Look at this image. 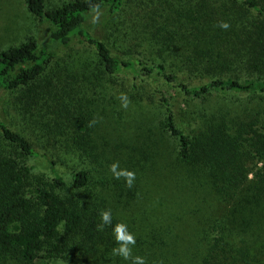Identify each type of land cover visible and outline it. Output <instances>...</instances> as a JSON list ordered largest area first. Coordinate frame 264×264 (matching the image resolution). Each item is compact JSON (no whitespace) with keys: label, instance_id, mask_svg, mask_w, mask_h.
Here are the masks:
<instances>
[{"label":"trees","instance_id":"16d2710c","mask_svg":"<svg viewBox=\"0 0 264 264\" xmlns=\"http://www.w3.org/2000/svg\"><path fill=\"white\" fill-rule=\"evenodd\" d=\"M130 1L66 0L49 8L46 0H25L48 24L47 35L0 52V90L15 95L20 112L36 115L54 144L100 168L97 175L86 166L71 169L68 183L31 135L0 117V264H133L112 254L122 243L114 235L118 224L135 238L131 256L145 264H264V120L223 119L189 132L177 122L161 82L193 98L223 92L264 100V0H223L224 14L193 24L192 41L182 33L190 43L177 48L186 55L171 61L161 55L125 58L99 30L110 27ZM77 43L92 47L94 69L87 62L75 70L62 65V53ZM86 70L105 90V79L114 76L153 77L166 110L163 137H138L153 153L134 141L127 152L110 151L107 139L99 146L95 110L68 92L80 83L67 76ZM38 156L51 175L35 173L30 160ZM113 165L134 173L130 187L127 177L116 178ZM155 188L160 196L153 198ZM176 199L183 210L182 203L191 202L189 217L171 214L169 202ZM105 211L110 224L102 220Z\"/></svg>","mask_w":264,"mask_h":264},{"label":"rangeland","instance_id":"374dc122","mask_svg":"<svg viewBox=\"0 0 264 264\" xmlns=\"http://www.w3.org/2000/svg\"><path fill=\"white\" fill-rule=\"evenodd\" d=\"M66 0H46L49 8L59 6ZM223 0H131L124 10L115 19L110 27L101 30L110 45L116 52L127 58L136 56L142 60L156 59L160 55L167 61L185 56L177 48H187L182 40V33L191 34L190 27L197 21L205 22L211 17L224 14ZM47 23L40 21L27 7L25 0H0V52L10 45L20 44L31 38L42 40L47 35ZM176 32L171 39V33ZM192 41V34L190 35ZM92 47L86 43H77L73 49L62 53L65 61L62 65L75 70L77 66L87 62L90 70L95 68L96 57L92 54ZM61 74L65 75L64 68ZM156 74V72H154ZM88 71L76 74L74 79H67L74 85L79 84L76 90L69 89L74 100L82 98L89 108L95 110V120L100 127L95 134L99 146L107 139L110 151L127 152L131 144L145 146L150 152L147 143L138 142V137H163L162 123L166 117V110L158 100L154 91L153 77L139 76L136 80L114 76L105 79L107 89H103L94 82L92 76L86 78ZM166 95L169 97L179 125L189 132H197L210 123H217L223 119L230 121L264 120V100L250 94H227L215 92L204 97L193 98L185 94L180 88L169 85L161 80ZM196 82V80H194ZM105 94V95H104ZM104 95V96H103ZM15 95L9 91L0 90V117L13 128L31 135L38 143L37 149L48 153L57 161V167L62 171L64 178L71 182V169L83 166L90 167L97 175L99 165L89 166L78 152L54 144L36 121L39 118L30 113L20 112L13 101ZM19 103V102H18ZM49 104L51 101L48 102ZM20 105V103H19ZM40 106H37V112ZM168 137V136H166ZM134 141L135 143H131ZM131 143V144H130ZM121 145V149H115ZM129 145V146H127ZM163 148V146H162ZM133 150L130 152L132 153ZM122 155L123 159L128 154ZM138 154V153H136ZM127 155V156H126ZM126 156V157H125ZM118 163V162H116ZM35 173L51 175L46 159L38 156L30 160ZM138 168V166L136 167ZM135 169V167H134ZM158 188L150 191L154 197H159ZM166 204L167 200H163ZM137 203H141L138 199ZM136 204L133 208H136ZM178 201L169 202L171 214L175 218L189 217L190 206ZM190 222V221H187ZM49 264H71L63 259L51 261Z\"/></svg>","mask_w":264,"mask_h":264},{"label":"clouds","instance_id":"9594fccd","mask_svg":"<svg viewBox=\"0 0 264 264\" xmlns=\"http://www.w3.org/2000/svg\"><path fill=\"white\" fill-rule=\"evenodd\" d=\"M222 27L227 28L228 25L224 24V25H222ZM116 168H117V165L112 166V171L116 175V178L118 179L122 175L127 177L128 185L130 187L132 184V180L134 179V173H132V172H117ZM101 216H102V220L105 224L111 223V212L110 211L103 212L101 214ZM114 235H115L116 241L118 243L119 242H122V243H120L119 247L114 248L112 250L113 255L120 256L124 260L132 259L133 264H145V260L143 257L137 256V257L133 258L131 256L132 250L129 247V245H134L136 241H135L134 236L127 231V226L125 224H118L114 229Z\"/></svg>","mask_w":264,"mask_h":264}]
</instances>
